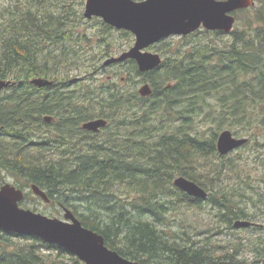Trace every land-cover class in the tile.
Instances as JSON below:
<instances>
[{
	"label": "trees",
	"instance_id": "trees-1",
	"mask_svg": "<svg viewBox=\"0 0 264 264\" xmlns=\"http://www.w3.org/2000/svg\"><path fill=\"white\" fill-rule=\"evenodd\" d=\"M59 1L55 0L58 6L55 10L51 9L54 5L50 0L43 5L41 0L10 1L1 13L0 80L9 81L10 85L0 94V182L7 175L16 180V188L18 179H24L54 193L52 198L71 208L85 228L104 238L109 249L139 264H216L207 249L194 248V242L180 244L189 237L185 232V238L167 233L175 203H201L179 193L173 186L175 176L193 181L210 194L207 202L225 212L229 223L252 216L240 209L225 190L214 189L213 181L207 187L191 164L198 157L213 153L214 143L207 148L210 143L207 140L191 141L186 133L180 139L177 133L165 130L175 120H182V125L175 127L178 133L189 128L197 107L201 112L208 97L214 94L221 96L223 105H229L228 101L241 105L242 95L264 102V10H255L246 19L244 29H234L226 46L196 44L174 60H164L158 69L165 72L164 80L150 81L151 105H146L147 98L139 100L136 95L111 85L100 93L101 110H98L92 93L84 91L76 97L69 89L74 82L70 75L74 70L79 72L78 43L86 41V35L78 32L82 13L75 8L82 6L83 0ZM73 58L77 59L76 65V60L70 61ZM62 64L66 69L63 75L59 71ZM116 65L122 66V70L127 65L125 72L135 71L143 82L145 76L158 71L140 73L132 62ZM242 76L247 80L238 81ZM34 78L47 79L51 85L39 89L30 83ZM164 81L168 85L161 88ZM112 88L114 91L107 95ZM183 100L186 103L178 111L177 105ZM137 101H142L143 106L135 113L131 107ZM157 105L165 110L153 120ZM74 114L77 116H71ZM99 115L111 120L119 118L115 125L126 128V135L122 137L119 131H114L105 141L109 148L81 150L78 142H71L76 138L71 134L74 130L71 122L88 121ZM46 116H55L57 125L45 123ZM261 121L264 124V118ZM68 136L71 138L65 143ZM55 144L60 147L55 148ZM33 148L36 155L30 152ZM54 149L61 159L49 162L47 156ZM116 185L131 188L137 194L128 205L133 212L126 210L120 197L111 193ZM70 193L86 205L83 213L69 204ZM168 196L172 199L166 201ZM260 198L251 205L264 214L261 208L264 194ZM11 237L29 239L31 244L6 253L2 244H8ZM40 247L70 255L38 238L0 231V264H43L41 259L45 255ZM258 254L264 255V249ZM46 264L58 263L49 257Z\"/></svg>",
	"mask_w": 264,
	"mask_h": 264
},
{
	"label": "rangeland",
	"instance_id": "rangeland-1",
	"mask_svg": "<svg viewBox=\"0 0 264 264\" xmlns=\"http://www.w3.org/2000/svg\"><path fill=\"white\" fill-rule=\"evenodd\" d=\"M10 1L14 3L17 1L23 2L25 0H0V23L3 8L6 7ZM50 1L54 5L51 9L55 10V7H58L55 6V0ZM73 1L76 2V0ZM44 2H46V0H41L40 4L43 5ZM57 2L60 1L57 0ZM85 2L86 0H83L82 6L74 5L78 13L81 11L82 17ZM254 2L255 5L250 8L249 11L237 13V22L234 29H244L246 19H250L251 14H253L255 10H264V0H254ZM78 32H83L86 35V41L85 43H78L80 44L78 46L80 55V60L78 62L79 72L74 70L70 75L74 78V82L70 85L69 89L71 92L75 93L76 97L82 96L81 93L84 91L90 92L92 93L91 96H95L96 98L94 99V103L96 104L97 101L96 105H98L101 97L100 93L107 87L115 85L114 87L121 89V91L128 92L133 96L136 95L139 100L147 98L146 105L152 104V100L149 99L151 94L147 97H142L139 94V90L145 84H148L150 90H152L150 81L156 82L164 80L166 74L162 69H157L158 71L153 75L145 76L146 81L143 82V77L137 76L135 71L131 74L125 72L126 67L122 70V66L111 65L105 67L103 65L108 58L119 57L122 53L129 51L134 46L135 38L130 32L110 27L98 18L87 20L84 17L78 24ZM100 39H102V42ZM231 40V35H217L214 33H200L191 39L169 37L161 45L154 49L149 48L148 51L160 53L162 59H167L179 57L181 52L189 50L190 47L196 44L212 43L216 44L218 47H223ZM70 61L71 63L75 61V65L77 64L76 58ZM66 63H68V60ZM59 71L62 75L65 73L66 69L63 64L59 66ZM123 77H125V79H123ZM243 80H247V77L242 76L238 81L243 82ZM166 85H168V81H164L161 84V88H164ZM243 90L246 91L247 89L245 88ZM2 92L3 91L0 90V94ZM5 93L6 91H4V94ZM109 93L110 90H108L107 95H109ZM241 97L244 99L241 105L236 106L231 104L233 101H228L230 104H226V106L222 104L223 101L221 100V96L219 94H214L208 97L206 100L208 103L202 108L201 112L197 107L196 115L191 119L192 121L189 128H182L180 131L181 133H178L175 127H180V124L182 125V120L178 122L175 120L165 130H171L177 133L180 139L183 137V134L186 133L188 136H193L196 139L202 141L207 140L210 142L207 148H211L213 143L216 146L217 138L224 130H229L233 132L232 134L236 133V135H234L237 137L248 139L246 146L222 157V159H219L215 155L217 151L216 148H214L213 153L200 156L195 162L192 161L191 164L195 167L196 173L202 176L201 181L204 182L207 187H209L207 184L213 181L214 189L225 190V192L232 196L231 198L236 205L248 208V213L253 218L248 220L255 224L252 228H229L227 220L222 218L223 212L210 207L208 204L190 206L187 204L175 203V211L169 215V219L172 223L168 225L167 233H175L185 238V235H183L185 232L189 237H186V241H181L182 243L180 244L184 245L186 242H194L197 243L194 248L206 247L207 250L205 251L210 253V258L216 264H264V255L257 254V252L264 249V214L260 213L251 205L252 201L261 199L260 196L264 194V124L261 121L264 118V102L258 100L252 101L244 95ZM80 101L83 102V100ZM185 103L186 101L184 100L178 103V111L182 110ZM142 106V101H137L135 106L133 105L131 108L133 112H140ZM97 107L98 110H101L99 105ZM232 108H236V110ZM164 110L165 108H162L161 105L155 106L154 111L156 112H154L155 114L152 116L153 120L161 117ZM182 115L183 114H180L179 116L181 117ZM118 120L119 118L112 119L111 127L94 142L97 143L101 141V139H106L105 141H107L109 138L108 135L114 131H119L121 136L124 137L126 135V128H119L115 125L119 123ZM155 139H157V136H155ZM180 139H178V141H181ZM30 152L36 155V148L31 149ZM60 159L61 156L57 153L56 149L51 150L47 156L49 162L52 160L59 161ZM221 166H225L223 171L219 174H215L216 171L221 169ZM2 182L17 186L16 180L7 175H4ZM20 185H22V182H20ZM26 190H28V188H26ZM28 192L31 195H29L27 201L24 202V205L34 212L49 218L64 220V211L60 210L57 205L46 204L40 199H36L31 191ZM111 193H113L115 197H120L121 203L126 204V210L133 212V208L128 205L131 204L133 198L137 195L134 190L131 188L128 190L126 186L116 185L112 187ZM71 195L72 193H70L69 196ZM74 196L75 199L72 198V196L68 199L69 204L78 207V211L83 213L87 209L86 205L82 201L76 200V194H74ZM176 196H174V198ZM62 199L64 198L62 197ZM170 199H172L171 196L165 198L166 201ZM56 201L55 199V203ZM127 201L129 202L127 203ZM261 208L264 210V206ZM70 210L72 211V209ZM183 226L184 229H182ZM164 227L162 228L165 229L166 227ZM8 239V244H2L6 253L16 252L17 249L31 244V240L22 237H11ZM236 250H238V252L235 255L234 251ZM40 252L42 255H45L44 258L41 259L43 260V264L48 262L49 257L58 264H76V261L71 259V255L60 254L57 250L40 247ZM75 258L80 264H85L77 257ZM147 264L150 263L148 262Z\"/></svg>",
	"mask_w": 264,
	"mask_h": 264
},
{
	"label": "water",
	"instance_id": "water-1",
	"mask_svg": "<svg viewBox=\"0 0 264 264\" xmlns=\"http://www.w3.org/2000/svg\"><path fill=\"white\" fill-rule=\"evenodd\" d=\"M254 5V0H86L83 17L87 20L99 18L110 27L130 32L135 38L129 51L108 58L104 66L130 59L140 73H145L162 64L159 54L146 51L152 45L171 36L189 35L200 27L228 35L236 22L232 13ZM30 83L39 89L51 85L49 80L42 78H34ZM9 85V81L0 80V90ZM139 94L149 96V85L141 87ZM44 120L49 121L50 117L46 116ZM104 126L106 121L99 119L85 123L83 128L95 132ZM247 142L248 139H235L229 130H224L218 136L216 146L218 152L225 155ZM173 185L191 197L200 200L207 197L202 188L182 176L176 177ZM32 191L45 203L49 202L37 186L33 185ZM22 199L23 192L14 186L4 184L0 187V231L38 238L56 245L85 264H139L109 249L104 238L85 228L69 209H64V220L49 218L19 208ZM249 226L250 223L243 220L234 223L235 228Z\"/></svg>",
	"mask_w": 264,
	"mask_h": 264
},
{
	"label": "flooded vegetation",
	"instance_id": "flooded-vegetation-1",
	"mask_svg": "<svg viewBox=\"0 0 264 264\" xmlns=\"http://www.w3.org/2000/svg\"><path fill=\"white\" fill-rule=\"evenodd\" d=\"M134 1H142V0H134ZM216 1H224V0H216ZM242 10H238V11H235V12H233L232 13V15L234 16V18L236 19V21H237V17H236V15H237V13H239V12H241ZM200 33H204V34H206V33H208V34H210V33H213V32H211V31H208V30H206V29H204V28H202V27H200L196 32H194V33H191V34H189V35H186V36H172V37H178V38H182V39H191V38H193V37H195L196 35H199ZM219 33H221V32H219ZM171 38V37H170ZM167 39V38H166ZM166 39H163V40H161V41H159L158 43H156V44H154V45H152L151 47H149L150 49H154L155 47H157V46H159V45H161ZM148 48V49H149ZM148 49L146 50V51H148ZM148 52H151V51H148ZM151 53H157V52H151ZM157 54H159L160 55V57L162 58V56H161V54L160 53H157ZM164 60H166V59H162V63L164 62ZM170 60H174V58H171ZM129 63V62H132V63H134L135 65H136V63L133 61V60H130V59H128V60H126L125 62H123V63ZM116 64H120V63H116ZM116 64H113V65H116ZM162 65V64H161ZM110 66V65H109ZM107 67V66H106ZM125 67H127V65H124V68ZM136 67H137V65H136ZM161 67V66H160ZM159 69V68H158ZM126 71V70H125ZM153 71V70H152ZM145 73H147V72H145ZM124 78V77H123ZM114 91V88H112V89H110V93L111 92H113ZM109 93V94H110ZM69 115V114H68ZM71 116H77L76 114H74V115H71ZM50 117V120L49 121H45L44 119H43V121L45 122V123H47V124H49V125H51V126H56L57 125V119L55 118V116H49ZM99 119H103V120H105L106 121V126H104V127H101L100 129H98L97 131H95V132H93V131H89V130H87V129H85V128H83V125L85 124V123H87V122H89V121H93V120H99ZM69 122H71V121H69ZM68 122V123H69ZM71 123H73V126H74V132L72 131V133L71 134H73L74 135V137H76V138H73L72 140H71V142H73V143H76V142H78L79 144H78V146H80V149L81 150H95V149H102V147H107V148H109L108 146V144L107 143H105V140L106 139H101V141H99V142H94L99 136H101L104 132H106L107 131V129L109 128V127H111V119L110 118H108V117H105V116H101V115H99L98 117L96 116V117H94L93 119H90V120H88V121H79V122H77V121H72ZM231 132V131H230ZM233 132H231V134H232ZM235 135H236V133H234ZM234 134H232V136H233V138H235V139H242L243 137H237V136H235ZM68 138V140H66V142L65 143H67V141H69V138H71L70 136H68L67 137ZM189 138H190V140L191 141H194L196 138L195 137H193V136H189ZM218 139V138H217ZM59 141V140H58ZM58 143V142H57ZM216 144H217V141H216ZM247 144H245V145H242V146H239L238 148H235V149H233L232 151H230L229 153H227V154H225V155H222V154H220L219 152H218V150H217V146H213L212 148H216V151H217V154H215L219 159H222V157H224V156H226V155H228V154H230V153H232V152H234L235 150H238V149H241V148H243L244 146H246ZM60 147V145H58V144H55V148H59ZM62 148H65V144L63 145L62 144V146H61ZM85 148V149H84ZM226 166V165H225ZM225 166H221V169L219 170V172H221V171H223V169L225 168ZM177 177H179V176H177ZM187 180H189V179H187ZM189 181H191V180H189ZM20 182H22V185H20ZM191 182H193V181H191ZM25 183V184H24ZM194 183V182H193ZM4 184H8V183H4V182H0V187L2 186V185H4ZM10 185V184H9ZM34 184L33 183H29V182H26L24 179H18V188H16V186H14V185H11V186H14L16 189H18V190H21L22 192H23V199L21 200V202H19L18 203V206H19V208H22V209H26V210H30V211H32V212H34L33 210H31L30 208H28L26 205H24V202H26L27 201V198L29 197V195H31L28 191H31V193L34 195V197L36 198V199H40V197L39 196H37V195H35L34 194V192L32 191V186H33ZM34 186H36V185H34ZM38 188H39V190L40 191H43L44 193H45V195L47 196V198H48V200H49V202L48 203H46V204H52V205H57V207L60 209V210H63L64 211V209L65 208H67L66 206H64L61 202H58V201H56V203H55V200H54V198H52L53 197V194L54 193H52V192H46L42 187H40V186H37ZM26 188H28V190H26ZM179 190V189H178ZM52 193V196L50 195ZM179 193L181 194V193H184L183 191H181V190H179ZM178 193V194H179ZM184 194H186V193H184ZM187 195V194H186ZM209 195L210 194H208L207 193V197H206V199L205 200H200V199H197V198H194V197H191V196H189V195H187V196H189V197H191V198H193V199H196V200H199L201 203H199V204H208L210 207H211V205H210V203H208L207 202V200L209 199ZM67 197V196H66ZM63 198H64V196H63ZM41 200V199H40ZM41 201H43V200H41ZM44 202V201H43ZM45 203V202H44ZM184 203V202H183ZM184 204H187V203H184ZM198 204V205H199ZM187 205H195V204H187ZM213 208V207H212ZM67 209H71V208H67ZM240 209H244L247 213H248V208L247 207H243V206H240ZM71 211V210H70ZM71 212H73V211H71ZM223 212V211H222ZM222 218L224 219V220H227V218H226V216H225V212H223L222 213ZM253 219V218H252ZM239 220H243V221H247V222H249L250 223V226L249 227H246V228H242V227H239V228H235L234 227V223L236 222V221H239ZM227 225L229 226V228H234V229H248V228H252L255 224L252 222V221H250V220H248V219H236V220H234V221H232L231 223H229V221H227ZM21 236V235H20ZM195 244H197V243H195ZM204 248V247H203ZM204 249H206V247L204 248ZM115 251V250H114ZM117 252V251H116ZM237 252H238V250H236V251H234V253H235V255L237 254ZM118 253V252H117ZM119 254V253H118ZM257 254H258V252H257ZM120 255V254H119ZM17 257V256H16ZM123 257V256H122ZM125 258V257H124ZM16 259H18V257L16 258ZM127 259V258H126ZM128 260H130V259H128ZM132 261V260H131ZM136 262V261H135ZM240 264H242V263H240Z\"/></svg>",
	"mask_w": 264,
	"mask_h": 264
}]
</instances>
